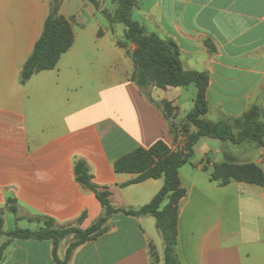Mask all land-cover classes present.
Instances as JSON below:
<instances>
[{
	"label": "crops",
	"instance_id": "obj_1",
	"mask_svg": "<svg viewBox=\"0 0 264 264\" xmlns=\"http://www.w3.org/2000/svg\"><path fill=\"white\" fill-rule=\"evenodd\" d=\"M51 1L0 0V248L7 243L0 264H57L52 241L6 235L15 230L6 226L9 213L17 229L31 231L44 223L29 218L85 230L104 216L95 192L76 179L78 161L88 164L99 190L111 193L114 208L138 210L155 198L164 179L131 183L139 175L116 172V161L160 140L175 152L186 142L184 133L175 141L160 109L131 80L136 46L126 42V28L110 25L104 16L114 15L116 0H96L98 7L89 0H65L59 14L71 23L72 47L54 69L21 82ZM137 2L133 19L148 34L174 40L185 70L209 74L206 121L240 118L253 105L264 111V0ZM197 92L195 85L154 88L151 97L172 103L174 122L181 126ZM224 162L255 164L264 171V145L203 137L195 146L193 158L180 169L187 192L179 205L180 264H264V188L212 181L215 166ZM10 200L17 215L9 210ZM107 227L78 247L69 264L164 263L165 244L154 217L116 214ZM73 239L60 242L61 260Z\"/></svg>",
	"mask_w": 264,
	"mask_h": 264
},
{
	"label": "trees",
	"instance_id": "obj_2",
	"mask_svg": "<svg viewBox=\"0 0 264 264\" xmlns=\"http://www.w3.org/2000/svg\"><path fill=\"white\" fill-rule=\"evenodd\" d=\"M65 0H52L50 15L48 16L43 34L37 42L30 58L26 61L22 72L21 82L25 84L31 77L42 71L54 69L63 54L68 52L74 43V35L71 23L60 16V7ZM96 7V0H89ZM117 12L114 15L104 12V16L110 23L123 24L125 40L136 46L132 55L135 70L132 82L144 93L149 101L162 112L169 123L171 134L175 141L180 133L186 135V142L182 149L172 151L162 140L151 148H139L132 153L120 158L115 163L118 173H132L139 176L131 183H139L148 179H164V186L155 198L138 210L114 208L110 202L111 193L101 191L93 184L89 166L84 161H78L75 166L77 181L86 189L95 192L98 200L104 208V216L96 224L88 229H81L74 225H59L55 220L46 217L29 218L31 221L44 223V227L37 230L15 229L6 235L12 239L20 240H49L53 243V256L57 264H69L74 251L81 245L94 241L107 232L108 221L116 214H124L131 217L151 216L156 219L157 228L160 231L164 244V263L180 264L176 252L178 239L179 205L187 192L182 187L180 169L188 164L194 156L195 146L203 137L230 140L236 144L243 142H256L264 145V111L259 105H253L240 118L230 121L221 120L211 123L204 119L209 111L207 91L210 84V76L206 72L187 71L184 69L181 59V50L178 44L172 40H164L157 34H148L144 26L134 20L132 13L137 7V0H116ZM211 50L214 46L205 42ZM124 46L123 42H119ZM195 85L198 92L194 109L186 116L184 123L179 126L174 122L176 108L172 103L156 102L151 97L154 88L166 90L168 88L188 87ZM191 128L196 131L192 132ZM211 180L221 186L232 182L257 185L264 188V171L255 164H235L224 162L215 166ZM9 210L14 215L18 214V206L14 200H10ZM82 219L80 218L79 222ZM4 218L0 210V234L3 233ZM73 236L66 257L61 260L58 257L60 242ZM7 243L0 248V262ZM158 263V259L156 258Z\"/></svg>",
	"mask_w": 264,
	"mask_h": 264
},
{
	"label": "rangeland",
	"instance_id": "obj_3",
	"mask_svg": "<svg viewBox=\"0 0 264 264\" xmlns=\"http://www.w3.org/2000/svg\"><path fill=\"white\" fill-rule=\"evenodd\" d=\"M118 6V5H117ZM116 6H114L113 8H115ZM116 12H117V9L116 10H114V14H116ZM120 28H125V26L123 25V24H120ZM5 220H6V226H7V228L9 229V230H12V229H17L16 228V226H15V224H16V219H15V217L11 214V213H9L8 215H7V218H5ZM25 226H23L22 228L23 229H25L24 228ZM65 246H66V241H64V243H63V247H62V250L65 248ZM64 251V250H63Z\"/></svg>",
	"mask_w": 264,
	"mask_h": 264
}]
</instances>
